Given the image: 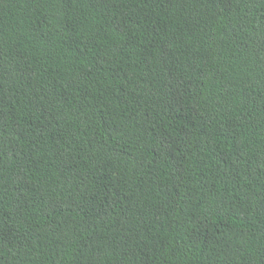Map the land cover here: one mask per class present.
<instances>
[{
    "label": "trees",
    "instance_id": "1",
    "mask_svg": "<svg viewBox=\"0 0 264 264\" xmlns=\"http://www.w3.org/2000/svg\"><path fill=\"white\" fill-rule=\"evenodd\" d=\"M0 264H264V0H0Z\"/></svg>",
    "mask_w": 264,
    "mask_h": 264
}]
</instances>
